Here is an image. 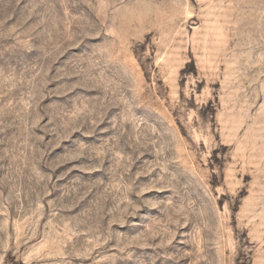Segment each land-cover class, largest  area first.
Here are the masks:
<instances>
[{"label": "rangeland", "instance_id": "obj_1", "mask_svg": "<svg viewBox=\"0 0 264 264\" xmlns=\"http://www.w3.org/2000/svg\"><path fill=\"white\" fill-rule=\"evenodd\" d=\"M0 264H264V0H0Z\"/></svg>", "mask_w": 264, "mask_h": 264}]
</instances>
